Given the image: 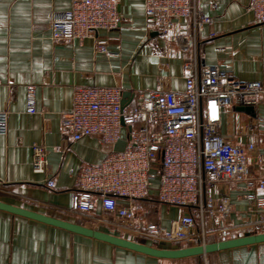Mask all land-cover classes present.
I'll use <instances>...</instances> for the list:
<instances>
[{"label": "crops", "instance_id": "obj_1", "mask_svg": "<svg viewBox=\"0 0 264 264\" xmlns=\"http://www.w3.org/2000/svg\"><path fill=\"white\" fill-rule=\"evenodd\" d=\"M199 2L212 18L197 37L201 64L226 71L238 81H258L264 86V23H256L248 11L250 0ZM69 8V0H0V112L8 113L6 134L0 135V201L88 227L87 219L67 211L73 174L81 164H98L110 148L92 137L72 141L62 130L60 114L71 107L73 87H118L124 102L147 94L158 79L179 92L185 86L181 58L192 56L193 51L181 53L171 37L160 35L147 23L143 0H121L115 29H101L82 40L50 39L43 26ZM189 32V22L177 20L171 36ZM99 39L106 41V53L96 51ZM30 85L35 87L38 113L34 115L25 112ZM239 108L223 113L222 134L234 144L251 143L264 153V95L252 111ZM33 143L47 147L52 189L45 185L52 176L31 170ZM124 146L122 139L114 150ZM255 158L248 157L253 173L259 169ZM213 196L227 197L232 211L212 221L215 233L210 240L264 232L256 207V202L264 203L259 190L243 183L221 185ZM144 203L148 219L163 228L182 212L159 203L154 190ZM97 228L140 242L102 225ZM207 256L209 264H264V243ZM195 258H151L0 211V264H192Z\"/></svg>", "mask_w": 264, "mask_h": 264}, {"label": "built area", "instance_id": "obj_2", "mask_svg": "<svg viewBox=\"0 0 264 264\" xmlns=\"http://www.w3.org/2000/svg\"><path fill=\"white\" fill-rule=\"evenodd\" d=\"M69 1L67 11L43 26L50 39L82 40L98 30L118 27L121 0ZM143 2L150 26L171 37L181 53L193 51L192 56L181 58L184 89L171 91L158 79L147 94L124 102L118 87H73L71 107L60 114L62 130L72 141L92 137L110 150L98 164H81L73 174L67 211L87 219L89 228L102 225L151 247L159 243L174 248L204 246L215 233L212 221L232 211L227 197L213 196L215 189L243 183L264 194V153L251 143L244 147L232 143L221 130L223 113L231 107L254 106L264 95V86L258 81H238L226 71L201 64L197 37L212 18L203 12L199 0ZM248 11L256 23H264V0H250ZM177 20L188 21L190 32L171 36ZM96 51L107 52L105 40L96 41ZM35 96V87L28 86L27 114L38 113ZM7 115L6 110L0 112V135L6 134ZM122 139L124 148L114 150ZM30 151L32 172L52 176L45 181L52 189L47 147L33 143ZM250 155L256 157V173L250 170ZM152 190L159 203L182 211L168 228L148 219L144 202ZM256 207L263 222L264 203L256 202Z\"/></svg>", "mask_w": 264, "mask_h": 264}, {"label": "water", "instance_id": "obj_3", "mask_svg": "<svg viewBox=\"0 0 264 264\" xmlns=\"http://www.w3.org/2000/svg\"><path fill=\"white\" fill-rule=\"evenodd\" d=\"M239 109L247 112L252 111V107H241ZM0 211H4L15 216L23 217L29 220H33L51 227H55L70 232L72 234L87 237L99 242L109 244L114 247L122 248L140 255H144L156 259L177 260V259H185L190 257H202L218 251L264 243V232H263V233L246 234L244 236L236 237L232 239L214 241L204 246H192V247H183V248L151 247L106 232L95 230L80 224H76L73 222L57 219L41 213L30 211L2 201H0Z\"/></svg>", "mask_w": 264, "mask_h": 264}, {"label": "rangeland", "instance_id": "obj_4", "mask_svg": "<svg viewBox=\"0 0 264 264\" xmlns=\"http://www.w3.org/2000/svg\"><path fill=\"white\" fill-rule=\"evenodd\" d=\"M96 230L101 231V229H98V228ZM212 241L214 242V240L211 239V242ZM157 247H173V246L171 244H167V243H159L157 245ZM195 259L196 260H192V262H190V263H192V264H209L211 257L210 256H202L200 258H195Z\"/></svg>", "mask_w": 264, "mask_h": 264}, {"label": "trees", "instance_id": "obj_5", "mask_svg": "<svg viewBox=\"0 0 264 264\" xmlns=\"http://www.w3.org/2000/svg\"><path fill=\"white\" fill-rule=\"evenodd\" d=\"M196 258H199V257H196Z\"/></svg>", "mask_w": 264, "mask_h": 264}]
</instances>
